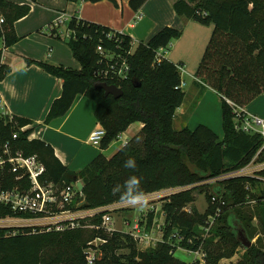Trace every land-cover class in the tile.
<instances>
[{
    "label": "trees",
    "instance_id": "trees-1",
    "mask_svg": "<svg viewBox=\"0 0 264 264\" xmlns=\"http://www.w3.org/2000/svg\"><path fill=\"white\" fill-rule=\"evenodd\" d=\"M67 1L92 4L111 1L118 6L116 0ZM148 1L131 0L130 7L139 12ZM173 8L181 18L214 26L196 78L222 98L223 138L205 125L194 130L174 129L176 112L186 98L181 87L182 74L180 67L167 58L158 64L156 56L161 49L167 50L172 42L179 40L182 31L166 27L149 42H140L129 55L132 37L78 17H72L67 29L73 34L68 45L80 62L81 70L27 61L64 81L62 96L53 103L45 124L66 116L77 96L84 95L96 103L95 117L106 130L100 146L102 150L119 140L132 124L141 122L144 129L112 159L101 153L83 170L72 172L59 160L50 144L41 139H28L34 127L21 132L22 127L33 125L31 120L14 117L11 122L8 116L0 117V153L4 144L11 141L14 154L37 156L46 168L43 184H53L60 190L81 181L84 189L82 192L78 189V199L82 196L87 203L82 210L119 202L113 188L123 185L130 175L142 178L141 187L146 194L191 187L164 202L163 240L156 248L141 252L126 232L109 234L104 229L88 228L100 226L104 214L81 221L80 228L64 231L49 230V227L0 228V264H89L86 251L91 247L100 255L95 264H173L177 263L174 256L178 249L202 250L204 264H220L224 259L233 258L243 247L239 231L249 240L257 238V241L251 248H245L237 264H264L263 183L248 177L210 182L248 166L263 146L260 135L237 130L239 120L229 101L244 109L264 93V0H175ZM30 12L29 5L0 0V17L4 19L0 24V42L5 48L19 42L15 24ZM51 35L60 38L58 32L52 31ZM99 47L122 55L131 66L128 79L106 82L123 90L120 99L106 97L105 91L97 88L102 80L95 72L105 68V64H101ZM2 60L3 51H0V83L11 72ZM16 133L18 139L13 141ZM130 157L136 160L135 172L124 167ZM259 161H264V156ZM17 184L14 175L0 172V188L6 190ZM248 184L256 193L247 190ZM197 190L206 191L209 209L205 214L197 209L190 214L186 212V207L195 202ZM213 198L224 201L225 205L221 206L222 215L207 232L208 219L219 207L213 203ZM258 198L261 200L255 203L258 206L255 213L245 214L240 206ZM72 208L75 209V205ZM18 216L21 215L11 207L0 204V218ZM255 218L259 219L258 227L254 225ZM146 219L150 230L155 225V213H150ZM96 239L105 243L98 247L91 245ZM126 249L128 255L119 254Z\"/></svg>",
    "mask_w": 264,
    "mask_h": 264
},
{
    "label": "crops",
    "instance_id": "crops-1",
    "mask_svg": "<svg viewBox=\"0 0 264 264\" xmlns=\"http://www.w3.org/2000/svg\"><path fill=\"white\" fill-rule=\"evenodd\" d=\"M7 1L17 5H29L31 14L38 7L30 0ZM62 1L66 3L61 8H57V14H64L68 19L78 17L85 21L109 27L117 32L129 35L137 42L147 43L164 28L172 27L183 32L182 37L175 40L176 48L177 44L184 40L185 35L188 36L190 33L194 35L193 46L199 49V54L200 50L202 51L201 55L203 54V47L205 48L207 43L204 44V40L200 37L202 30H205L202 28L203 25L179 17L173 8L175 0H149L139 12L132 10L130 7L131 0H116L118 6L111 1L96 4L60 0V2ZM39 5L45 6L43 2H39ZM29 18L30 15L21 19L16 23L17 27L27 22ZM58 19H53L48 23L47 28L49 29ZM26 27L21 26L19 28L20 35H25L20 36L21 38H26L34 33L33 29L29 30L30 32L27 34H22V31H26ZM206 27L211 28L212 25ZM16 31L18 32V30ZM65 46L64 44H58L55 45V48H49V50L46 48L41 51L34 48L33 50L37 52L22 50L21 53H18L15 49L16 45L5 48L4 43L0 42V51H3L2 63L11 69L9 75L0 83V105L5 112L11 113L14 117L31 120L33 122L32 127L35 128V139H41L50 144L54 148L56 156L70 171L79 172L101 153L107 159H112L124 147L126 141L136 137L145 125L141 122L132 124L122 134L125 138L122 139V136H120V143L118 144L115 141L107 150H102L101 147L94 145L92 146L97 148L96 150L88 149L86 146L90 145L89 138L91 134L101 125L95 117L96 103L84 95L77 96L66 116L53 120L49 125L45 124L53 103L62 96L64 81L51 76L35 64L29 65L27 61L52 63L55 66L81 70V67L76 63L77 61L72 59L71 50ZM200 59L202 60V58ZM173 63L176 64V62ZM193 74L189 82H185L183 76L182 80L185 83L183 90H186L187 87L191 88L193 85L194 91H191V96L194 103L192 108L186 106L189 100V91L187 90L188 92H185L186 100L177 110L174 123L178 121L188 123L186 127L191 130L199 125H205L223 138L222 98L211 88H206L200 84L195 72ZM245 112L247 115L264 119V93L249 104L245 108ZM191 123H196L194 129L191 127ZM218 128L220 129L217 130Z\"/></svg>",
    "mask_w": 264,
    "mask_h": 264
},
{
    "label": "built area",
    "instance_id": "built-area-1",
    "mask_svg": "<svg viewBox=\"0 0 264 264\" xmlns=\"http://www.w3.org/2000/svg\"><path fill=\"white\" fill-rule=\"evenodd\" d=\"M71 19H68L66 15L62 14L59 19L52 24L49 29L54 32L59 33V29L63 25H68ZM4 22V19L0 17V24ZM68 28V27H67ZM123 34L122 32H119ZM66 39H72V32L68 29L66 31ZM136 41L133 39L132 48L128 52L129 55L133 54L134 46ZM98 52L102 56L101 64H105V68L101 67L96 70L95 75L102 82H121L129 78L131 72V66L127 58L122 55H118L114 52H106L102 47L98 48ZM166 49H161L156 56L157 63H161L165 58ZM185 83H182L183 88ZM229 104L234 108L237 115V120H239L236 126L237 130L243 131L252 135H260L263 141V146L260 152L256 155L254 160L246 167L227 173L217 179L210 182L229 180L240 177L256 178L264 184V161H259L261 156H264V119L256 116L247 115L245 108L241 109L236 107L232 102ZM10 117V121L14 120V116L5 112L4 108L0 105V117ZM32 126L22 127L21 132H25ZM106 136V130L100 126L96 131H94L90 138L89 143L94 146H101L102 140ZM18 139V133L13 135V141ZM28 139L31 141L35 139V133L33 132L29 135ZM128 141H126L125 145ZM13 145L11 141H7L2 147V152L0 153V172H8L10 175L16 177V181L19 184L15 185L9 189L0 188V204L9 206L12 210L21 216L18 217H6L0 218V228H36V227H49L51 230L55 228L57 231H64L66 229H76L81 227V221L97 217L101 214L102 223L100 226L88 227L91 229H104L107 233L111 234L115 231L114 223L112 222V215L117 211L132 210L135 207H130L122 202H117L105 207L98 209H74V205H78V187L67 186L60 190L57 186L53 184H43L42 178L46 173L45 166L39 161L37 156L26 157L22 152L13 153ZM26 182V183H24ZM191 187H177L170 188L154 193L147 194V203L155 202L158 200H163L164 202L168 200L171 196L181 193L183 191L189 190ZM247 190L256 193L250 184L247 185ZM261 199H253L251 203H258ZM264 200V187H263V198ZM213 203L219 204L215 215L209 217L208 225L205 228L207 232L214 226L217 219L222 215L221 206L225 205V202L213 198ZM58 210V212H56ZM25 215V216H24ZM28 215V218L26 217ZM124 231L142 246L150 248L152 241L150 242V233H153V228L148 229L147 223L142 222V220H135L131 222L129 220H124L123 222ZM161 239L160 241H162ZM158 241V243L160 242ZM105 243L101 239H96L90 244L98 247L100 244ZM146 249V250H147ZM179 250V249H178ZM201 256H205L202 250L196 251ZM89 264H95L98 257L100 256L97 250L94 248H89L86 251Z\"/></svg>",
    "mask_w": 264,
    "mask_h": 264
},
{
    "label": "rangeland",
    "instance_id": "rangeland-1",
    "mask_svg": "<svg viewBox=\"0 0 264 264\" xmlns=\"http://www.w3.org/2000/svg\"><path fill=\"white\" fill-rule=\"evenodd\" d=\"M39 0H37L36 2H32L33 4L37 5V9L31 14V12L29 13L30 18L27 22L20 24L18 27L15 24V30H18V32L16 31L17 36L20 38L19 42L16 44V51L18 53H21V51H34L37 52L35 50H33L34 48H38L41 51L46 49L49 50V48H55V45H66L65 47H69V49L72 52L71 57H73L72 59H74L75 61H77L76 63L81 67L80 62L74 57L73 51L70 48V46L68 45V40H66V31H67V27L68 25H63L61 27V29H59V36L60 38H57L55 36L51 35V30L47 28L48 23H50L53 19L59 18L58 16L59 13L57 14L56 10L57 8H61L64 3V1L60 2V0H40L39 2H43V4L45 6H41L39 5ZM28 15V16H29ZM19 22V21H18ZM17 23V22H16ZM27 25V27H26ZM26 27V31H22V34H27L30 31L29 30H33L34 29V33L32 35H28L26 38L23 37L21 38L20 36H25V35H20L19 33V28L20 27ZM200 27V26H199ZM18 28V29H17ZM203 29L202 30V35L200 36L203 40H204V44L205 42V48L203 47L204 52L209 44V41L211 39L214 27L212 26L211 28L206 27V26H202ZM206 40V41H205ZM140 42L136 41V45L134 46V51L136 50V48L138 47V44ZM176 42H172V44L170 45V47L166 50V54H165V58L172 60L173 62H176V64L180 67V70L182 71V76L185 82H189L191 79V75L195 72L196 74V70H198L199 65L201 63V59L203 58V56L201 55V50H200V54L198 52V48L194 45V35H191V33L187 36V34L185 35L184 40H182V42L180 44H177V48L175 47ZM15 46V45H14ZM175 48V50H174ZM68 49V48H67ZM175 55H174V54ZM70 56V54H69ZM202 56V57H201ZM67 59V58H66ZM70 59L71 62H73V60ZM68 61V62H70ZM183 62V63H182ZM48 64H52V63H48ZM53 65V64H52ZM71 68V67H68ZM74 69V68H72ZM193 72V73H192ZM194 76V74H193ZM193 86V85H192ZM187 87L186 90H184V92H188L189 91V100L186 103V106L191 107L194 103L193 101V97L191 96L192 93L191 91H194V88ZM188 90V91H187ZM186 100V99H185ZM196 123H191V127L194 129ZM188 125V123H180L179 121L174 123V129L175 131H181L183 130L186 126ZM220 128H218L217 130H219ZM122 139L125 138V136L121 135ZM116 142H118V144L120 143L119 140H117ZM93 144L87 145L86 147L88 149L91 150H96L97 148H94V146H92ZM92 146V147H91ZM264 187V184H263ZM208 189V188H205ZM195 202L189 206L186 207V212L187 213H191L193 211V209H197V211L200 214H205L208 209H209V202L208 199L206 197V191L203 193L201 190H197L195 193ZM82 197V196H81ZM163 206H164V201L163 200H158L155 202H150L147 203L145 207L143 208H137L135 207L132 210H126V211H117L114 212L112 215V222L114 223V228L119 230V231H124V226H123V222L124 220H129L131 222H134L135 220H141L143 219L146 223V218L149 216L150 213L154 212L156 215V220H155V225L153 230V233L149 235L150 237V242L152 241L150 248L149 249H154L156 248L158 241H160L161 239H163V229L165 226V221H166V217L165 214L163 212ZM77 206H75L76 209ZM243 209V212L245 214L247 213H255L256 209H257V204H253V203H245L243 206H240ZM237 207V208H240ZM185 211V210H184ZM254 225H256L257 227L260 225L259 219L255 218L254 219ZM257 241V238H255L253 240V243L255 244ZM137 247H138V251L141 252H146L149 249H147V247L140 245L139 243H137ZM147 249V250H146ZM245 252V248L244 247H240L237 251V254L231 258V259H224L221 261L220 264H237L241 258L243 257ZM119 254H125L128 255L129 254V250H123L120 251ZM175 259L177 261V263H173V264H196L197 262L199 264H204L205 263V256H201L198 253H194L191 251H187V250H182L179 249V251H177L175 253Z\"/></svg>",
    "mask_w": 264,
    "mask_h": 264
},
{
    "label": "clouds",
    "instance_id": "clouds-1",
    "mask_svg": "<svg viewBox=\"0 0 264 264\" xmlns=\"http://www.w3.org/2000/svg\"><path fill=\"white\" fill-rule=\"evenodd\" d=\"M124 167L133 172L137 170V163L134 157L128 158L124 162ZM142 178L137 175H130L123 185H116L113 188V193L118 194L119 202L130 207L143 208L147 204V194L141 187ZM131 192L129 195L128 193Z\"/></svg>",
    "mask_w": 264,
    "mask_h": 264
},
{
    "label": "water",
    "instance_id": "water-1",
    "mask_svg": "<svg viewBox=\"0 0 264 264\" xmlns=\"http://www.w3.org/2000/svg\"><path fill=\"white\" fill-rule=\"evenodd\" d=\"M97 88L104 90L106 97L113 96L115 99H120L124 95V92L121 88H119L116 85H110L106 82L99 83ZM77 187L80 192H82L84 189V186L81 181H78ZM86 206H87V203L84 200V198L83 197L79 198L76 209L79 210ZM239 241L242 243L243 247L246 249L251 248L254 244L253 241L248 239V237L243 231H239Z\"/></svg>",
    "mask_w": 264,
    "mask_h": 264
}]
</instances>
